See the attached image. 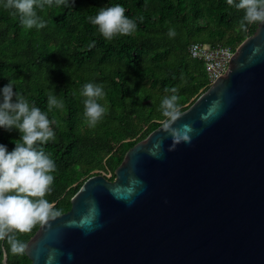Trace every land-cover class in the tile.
Segmentation results:
<instances>
[{"label": "water", "instance_id": "water-1", "mask_svg": "<svg viewBox=\"0 0 264 264\" xmlns=\"http://www.w3.org/2000/svg\"><path fill=\"white\" fill-rule=\"evenodd\" d=\"M228 65L176 131L160 124L113 179H85L26 242L29 264H49L51 249L62 253L51 264H264V24Z\"/></svg>", "mask_w": 264, "mask_h": 264}, {"label": "trees", "instance_id": "trees-1", "mask_svg": "<svg viewBox=\"0 0 264 264\" xmlns=\"http://www.w3.org/2000/svg\"><path fill=\"white\" fill-rule=\"evenodd\" d=\"M0 0V89L14 91L47 111L49 91L63 100L64 109L48 113L55 118L56 139L44 145L56 164L46 199L65 212L70 199L95 170L114 169L125 152L166 119L160 103L177 89L180 111L207 89L203 62L193 58L194 42L237 47L257 24L239 28L242 13L227 0H74L66 6L37 8L42 29H25ZM120 4L137 23L130 36L105 40L90 23L101 7ZM139 17H143L140 21ZM174 28L176 36L169 38ZM104 85L107 113L94 128L84 119L85 83ZM167 90V91H166ZM20 133L0 128V144L12 151ZM19 236L27 242L36 232ZM0 242V264H29Z\"/></svg>", "mask_w": 264, "mask_h": 264}, {"label": "clouds", "instance_id": "clouds-1", "mask_svg": "<svg viewBox=\"0 0 264 264\" xmlns=\"http://www.w3.org/2000/svg\"><path fill=\"white\" fill-rule=\"evenodd\" d=\"M69 2L74 0H4L2 6L19 18L25 29L39 30L46 24L37 14V8L53 4L66 6ZM227 4L243 14L239 21L241 31L247 32V26L251 24H264V0H227ZM125 11L120 4L101 7L89 20L105 40L111 41L117 36H130L137 30L136 20L126 16ZM139 19L142 21L143 17ZM168 36H176L174 28H169ZM259 52L258 46L252 49L253 56ZM170 91L172 94L162 99L160 111L166 118L162 120L163 128L176 131L172 126L180 117L179 97L176 88ZM80 95L83 97L85 122L89 128H94L107 113L106 106L100 103L106 96L104 85L85 83ZM64 107L63 100L53 90L47 96V111H42L14 91L11 83L0 89V128L16 129L20 133L12 151L0 144V242L8 245L5 254L9 250L13 255L26 254L28 245L19 236L30 234L38 225L47 229L51 221L62 215L46 199L52 191V173L57 166L43 146L56 139L53 125L57 121L50 119L48 113ZM179 131H191V126L185 124ZM183 139L187 140L188 136L184 135ZM60 254L57 249H51L47 257L49 264ZM72 258V254L68 253V259Z\"/></svg>", "mask_w": 264, "mask_h": 264}, {"label": "built area", "instance_id": "built-area-1", "mask_svg": "<svg viewBox=\"0 0 264 264\" xmlns=\"http://www.w3.org/2000/svg\"><path fill=\"white\" fill-rule=\"evenodd\" d=\"M236 47L227 44L209 45L202 42H194L188 46L191 57L203 62L207 85L212 84L219 76L229 68V60Z\"/></svg>", "mask_w": 264, "mask_h": 264}, {"label": "rangeland", "instance_id": "rangeland-1", "mask_svg": "<svg viewBox=\"0 0 264 264\" xmlns=\"http://www.w3.org/2000/svg\"><path fill=\"white\" fill-rule=\"evenodd\" d=\"M94 172L100 173L104 176H106L108 179L112 178V174H113V169L110 170H95Z\"/></svg>", "mask_w": 264, "mask_h": 264}]
</instances>
